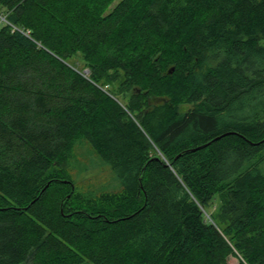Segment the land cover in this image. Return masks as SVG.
<instances>
[{
  "label": "trees",
  "instance_id": "1",
  "mask_svg": "<svg viewBox=\"0 0 264 264\" xmlns=\"http://www.w3.org/2000/svg\"><path fill=\"white\" fill-rule=\"evenodd\" d=\"M116 1L0 0V264H264V0Z\"/></svg>",
  "mask_w": 264,
  "mask_h": 264
},
{
  "label": "rangeland",
  "instance_id": "2",
  "mask_svg": "<svg viewBox=\"0 0 264 264\" xmlns=\"http://www.w3.org/2000/svg\"><path fill=\"white\" fill-rule=\"evenodd\" d=\"M118 2L119 0L113 6ZM77 61L81 66L84 65L81 59H77ZM84 74L87 76L88 70H85ZM75 167L74 182L78 191L82 193L119 192L122 190L112 168L101 163V160L93 153L88 141L76 148ZM228 264H239V260L230 257Z\"/></svg>",
  "mask_w": 264,
  "mask_h": 264
},
{
  "label": "water",
  "instance_id": "3",
  "mask_svg": "<svg viewBox=\"0 0 264 264\" xmlns=\"http://www.w3.org/2000/svg\"><path fill=\"white\" fill-rule=\"evenodd\" d=\"M174 72V68H172L169 73L172 74ZM200 149V148H199Z\"/></svg>",
  "mask_w": 264,
  "mask_h": 264
}]
</instances>
